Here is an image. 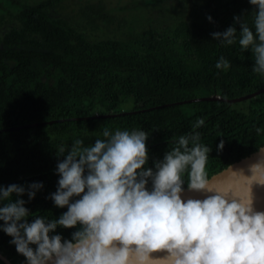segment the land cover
Here are the masks:
<instances>
[{
  "label": "trees",
  "instance_id": "16d2710c",
  "mask_svg": "<svg viewBox=\"0 0 264 264\" xmlns=\"http://www.w3.org/2000/svg\"><path fill=\"white\" fill-rule=\"evenodd\" d=\"M165 1L179 18L161 31L164 6H153L158 0H150L147 12L145 0L121 7L141 20L137 32L126 14L111 11L104 0H0V29H7L0 36V185L43 181L34 198L24 194L32 215L52 218L66 210L47 198L56 189L57 159L63 158L56 148L77 136L94 142L105 126L148 131L150 166L202 117L197 130L212 149L209 175L264 145V92L233 104H177L214 95L233 99L264 88L249 51L210 36L234 23V14H245L251 24L253 6L248 0ZM71 7L77 22L57 15ZM123 26L124 37L116 35ZM100 28L105 32L97 36ZM221 55L230 61L227 70L215 68ZM221 139L224 146L217 150ZM73 230L56 229L62 238ZM10 239L0 230V253L25 264Z\"/></svg>",
  "mask_w": 264,
  "mask_h": 264
},
{
  "label": "clouds",
  "instance_id": "9594fccd",
  "mask_svg": "<svg viewBox=\"0 0 264 264\" xmlns=\"http://www.w3.org/2000/svg\"><path fill=\"white\" fill-rule=\"evenodd\" d=\"M248 3L251 24L234 14L210 36L249 51L252 72L264 78V0ZM229 66L223 55L215 61L217 69ZM204 123L197 118L150 166L142 127L105 126L94 142L77 136L60 144L56 189L47 198L66 210L32 215L24 194L34 198L43 181L0 185V230L25 264H264V208L254 192L264 186V145L247 172L229 165L209 175L212 149L197 130ZM223 146L221 139L216 149ZM58 226L74 229L70 238Z\"/></svg>",
  "mask_w": 264,
  "mask_h": 264
},
{
  "label": "rangeland",
  "instance_id": "374dc122",
  "mask_svg": "<svg viewBox=\"0 0 264 264\" xmlns=\"http://www.w3.org/2000/svg\"><path fill=\"white\" fill-rule=\"evenodd\" d=\"M29 1H33V0H29ZM80 1H82V0H80ZM128 1H130V0H104V2L108 6V9H110L111 11L118 12L119 14H126L127 20L128 21H132L134 26H135V29H136L135 31L139 32L141 27L138 26V24L139 23L141 24V20L139 21L138 18L137 19H133L132 16H130L129 12H125L123 9H121V7L124 4H126V2H128ZM158 2L159 3H154L153 6L155 5L157 8L161 7L162 5L164 6V7H162V9L164 10V12L162 13L163 15L160 16V20H159V23L157 25L159 31H161V29H164L168 25H173L174 21L179 18V15L174 13L173 6H172L173 3L171 1L158 0ZM145 4H147V5H145V9H143V11L145 10V12H147L148 11L147 9H150V7L152 6V3L150 4V0H145ZM165 8L168 10L167 12H165ZM74 13L75 12L72 11V7H71V8H66L65 10H63L61 13H59L57 15L58 16H62V17H66V18H68L70 20H74L75 22H77L79 19H78L77 16L75 18L73 17ZM6 30H7L6 28H1L0 29V36H2L4 33H6ZM126 31H127V29L125 28V26H123V28L121 30H119L116 33V35L124 37L123 33H126ZM104 32H105V29L100 28V29L97 30L96 34H97V36L98 35L100 36ZM113 33H114L113 31L112 32H107V35L108 36H112Z\"/></svg>",
  "mask_w": 264,
  "mask_h": 264
},
{
  "label": "water",
  "instance_id": "95a60500",
  "mask_svg": "<svg viewBox=\"0 0 264 264\" xmlns=\"http://www.w3.org/2000/svg\"><path fill=\"white\" fill-rule=\"evenodd\" d=\"M262 92H264V88L259 89V90L255 91L253 93L247 94L245 96L238 97V98H233V99H223L220 96L214 95V96H209V97L195 98V99H191V100H188V101L177 102V104L186 103V102H194V101H226V102H228L230 104H233V103L242 102L244 100L253 98V97H255L256 95H258V94H260ZM167 105H170V104H167ZM163 106H165V105H163ZM158 107H161V106H157V107H154V108H158ZM150 109H153V108H150ZM105 117H108V116H105ZM256 158H257V150L252 152V153H250L248 156L243 157L240 160H238V161H236V162H234V163H232L230 165L233 168H243L245 170V172H247L248 171V165L251 162L255 161ZM254 192H255V195H256V205H257V207L264 208V186H254ZM182 195L185 196V197H187V196L195 197V196H200L201 194L200 193L191 192V191H186ZM0 260L4 264H13V263L10 262V260L6 256L2 255L1 253H0Z\"/></svg>",
  "mask_w": 264,
  "mask_h": 264
},
{
  "label": "bare ground",
  "instance_id": "6f19581e",
  "mask_svg": "<svg viewBox=\"0 0 264 264\" xmlns=\"http://www.w3.org/2000/svg\"><path fill=\"white\" fill-rule=\"evenodd\" d=\"M14 18V17H13ZM52 29V28H51ZM58 35V34H57ZM41 36V35H40ZM48 45V44H47ZM120 64V63H119ZM46 84V83H45ZM44 125V124H43Z\"/></svg>",
  "mask_w": 264,
  "mask_h": 264
}]
</instances>
